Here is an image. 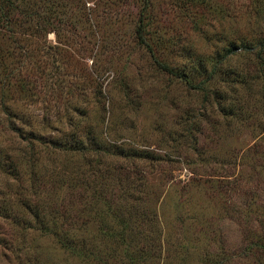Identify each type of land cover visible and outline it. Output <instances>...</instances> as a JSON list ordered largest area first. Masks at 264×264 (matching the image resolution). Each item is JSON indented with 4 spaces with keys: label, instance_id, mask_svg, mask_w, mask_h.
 <instances>
[{
    "label": "rangeland",
    "instance_id": "374dc122",
    "mask_svg": "<svg viewBox=\"0 0 264 264\" xmlns=\"http://www.w3.org/2000/svg\"><path fill=\"white\" fill-rule=\"evenodd\" d=\"M250 2L0 0V264H264Z\"/></svg>",
    "mask_w": 264,
    "mask_h": 264
},
{
    "label": "trees",
    "instance_id": "16d2710c",
    "mask_svg": "<svg viewBox=\"0 0 264 264\" xmlns=\"http://www.w3.org/2000/svg\"><path fill=\"white\" fill-rule=\"evenodd\" d=\"M250 1H251L250 3H252L251 7L254 8L255 13L257 15H259L260 17H264V0H250ZM144 20H145V17H143V15H141V17L139 19V25H138V27L136 29V36H137L138 41L142 45H144L146 47L147 51L150 53L154 63L156 64V67H158V69L166 71L168 73L169 72L172 73V71H171V69H169L168 65H166L164 63H161L159 60H157L154 57L155 54L153 52L152 47L147 43V41L143 37V21ZM259 24L262 25L263 23L261 22ZM230 42H231L229 44L230 48H234V49L240 48L243 51H247V50L250 51L251 45L249 43V40L244 38V37H241V35L233 37ZM176 76L179 77V78H183L185 80L184 82L186 84L190 85L192 88L198 86L197 84H194V85L191 84V82H189V79L186 76H184V75H182L180 73H177ZM5 124H7V121H5ZM83 148H84V146L81 145V144L80 145H77V144H75V145L72 144L71 145V143H70V144L65 145L63 148H61L59 152H61L62 154L66 155V154H72L74 151H77V150H81V152H82Z\"/></svg>",
    "mask_w": 264,
    "mask_h": 264
}]
</instances>
